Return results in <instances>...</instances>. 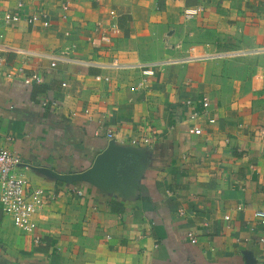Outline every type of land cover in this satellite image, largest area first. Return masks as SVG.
Returning a JSON list of instances; mask_svg holds the SVG:
<instances>
[{
    "label": "crops",
    "instance_id": "1",
    "mask_svg": "<svg viewBox=\"0 0 264 264\" xmlns=\"http://www.w3.org/2000/svg\"><path fill=\"white\" fill-rule=\"evenodd\" d=\"M7 12L0 138L54 199L34 215L39 242L0 206V264H246L244 252L264 264V0H0ZM32 71L40 91L22 81ZM204 95L211 124L188 120ZM111 139L140 148L135 185L29 167L85 170Z\"/></svg>",
    "mask_w": 264,
    "mask_h": 264
},
{
    "label": "built area",
    "instance_id": "2",
    "mask_svg": "<svg viewBox=\"0 0 264 264\" xmlns=\"http://www.w3.org/2000/svg\"><path fill=\"white\" fill-rule=\"evenodd\" d=\"M200 11L199 8L185 9L184 16L191 18ZM112 13V12H111ZM44 17L43 25L49 24L46 14H42ZM37 17L32 16L29 21L35 20ZM18 21V16L12 13H5L0 16V23H10ZM63 53L47 55L50 57L51 66H55L56 60L63 58ZM1 60V59H0ZM1 62V61H0ZM23 70L20 69V72ZM145 73H151L149 70H144ZM7 77H11V73L6 74ZM108 80V78H105ZM22 81L27 85H41L44 81L43 76L36 71H32L28 74H23ZM65 85V83H62ZM186 104H192L190 99L185 101ZM43 104H49L52 107H58L55 100L45 99ZM199 110H193L188 116V120L196 122L200 117H204L209 124L214 123L213 117L207 116V109L209 107V98L202 96L198 102ZM202 127L200 124L194 123L189 128V132L193 134H200ZM108 138H113L114 132L111 129L106 131ZM10 136H4L0 138V206L4 213L8 214L16 228L20 229L25 233L33 234L35 242H39V235L36 234V223L34 221L35 213L49 200L54 199L53 193L49 192L48 189L31 186L29 180L24 176L17 173V168L22 164L21 157L14 151L10 146L6 145L5 142H11ZM2 142V143H1ZM151 142L150 137L140 136L135 137L132 140L135 146H146ZM253 218L260 225L264 226V210H255ZM188 237L192 243L197 241L193 232H188ZM260 241L264 242V237L260 238Z\"/></svg>",
    "mask_w": 264,
    "mask_h": 264
},
{
    "label": "water",
    "instance_id": "3",
    "mask_svg": "<svg viewBox=\"0 0 264 264\" xmlns=\"http://www.w3.org/2000/svg\"><path fill=\"white\" fill-rule=\"evenodd\" d=\"M139 150L140 148L116 144L111 139L85 170L74 173H58L48 167H29L47 177L65 182L85 180L98 186L114 184L119 187H126L136 184L132 177V165L135 155L139 154ZM244 257L246 264H253L255 261L250 252H244Z\"/></svg>",
    "mask_w": 264,
    "mask_h": 264
},
{
    "label": "trees",
    "instance_id": "4",
    "mask_svg": "<svg viewBox=\"0 0 264 264\" xmlns=\"http://www.w3.org/2000/svg\"><path fill=\"white\" fill-rule=\"evenodd\" d=\"M34 87H35V90L36 91H40V90H42L43 88H41L42 87V84L41 85H33Z\"/></svg>",
    "mask_w": 264,
    "mask_h": 264
}]
</instances>
